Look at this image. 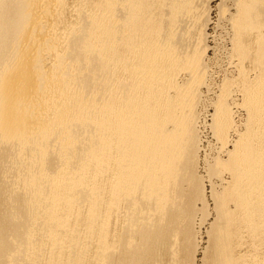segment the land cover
Instances as JSON below:
<instances>
[{
  "label": "bare ground",
  "instance_id": "bare-ground-1",
  "mask_svg": "<svg viewBox=\"0 0 264 264\" xmlns=\"http://www.w3.org/2000/svg\"><path fill=\"white\" fill-rule=\"evenodd\" d=\"M233 1L203 264H264V0ZM200 2L0 0V264H190Z\"/></svg>",
  "mask_w": 264,
  "mask_h": 264
},
{
  "label": "rangeland",
  "instance_id": "rangeland-1",
  "mask_svg": "<svg viewBox=\"0 0 264 264\" xmlns=\"http://www.w3.org/2000/svg\"><path fill=\"white\" fill-rule=\"evenodd\" d=\"M200 8L203 13V22L202 28L204 29L206 35L202 38V45L204 44V47L206 48V52L203 54L206 60L208 67L206 69L205 74V81L200 84L196 85V97L194 101V108L193 111H195V115L198 117L195 118L196 122L194 124L195 128H197V131L199 135V151H198V157H199V173H201L204 177V191H205V198L207 199L208 204V215L205 217V221L201 220L200 215L196 217V230H197V238H196V253L194 257L191 259L190 264H203V257H204V250L207 247L208 244V232L211 228V224L214 222L215 217V210L213 204V196H212V190L216 187V191H221L223 188L224 182L222 179H218L212 177L209 178L207 172H206V164L208 162H212V160L216 157H218L221 154L222 150V143L221 141H218L216 134H214L213 128H211L212 125V119L213 114L215 112L214 107L216 104V100L218 99V96L220 95V91L223 90V82L224 77H230L232 78L237 74V69L234 63L235 61L232 60L231 56L229 55V51L231 48V41L232 36L230 38V35H232L231 29V21L229 20L230 14L234 12V1L233 0H200ZM205 2V3H204ZM202 3V5H201ZM203 6V7H202ZM224 6V7H223ZM233 6V7H232ZM225 8L227 11L222 10ZM221 12V13H220ZM223 13H226L225 15ZM223 14V15H222ZM69 16L68 18H71V13L69 12L67 14ZM230 31V32H229ZM214 38V39H213ZM229 39V40H228ZM205 40V42H204ZM230 41V42H229ZM204 42V43H203ZM207 43V44H206ZM206 44V45H205ZM226 46V47H225ZM232 65V66H230ZM210 67V68H209ZM233 72V73H232ZM187 71L186 73L181 72L180 77H178V80L182 84H187L190 82V73ZM208 75V77H207ZM188 79H184V77ZM182 78V79H180ZM184 80V81H181ZM188 80V81H187ZM186 81V83H185ZM207 82V84H206ZM205 83V84H204ZM208 85V86H207ZM230 85V89L235 88V84ZM203 86V87H202ZM207 86V87H206ZM210 86V87H209ZM222 86V87H221ZM199 87V89H198ZM233 87V88H232ZM200 89L202 91H200ZM210 91V92H209ZM220 92V93H219ZM235 92V91H234ZM219 93V94H218ZM236 93V92H235ZM200 94V95H199ZM234 94V93H233ZM203 99V100H202ZM216 99V100H215ZM234 105L232 106V109L234 110V118L238 123L244 122L246 118V110L243 106L240 105L241 103V97L236 95L235 96ZM240 101V102H239ZM238 103V105H237ZM213 104V106H212ZM241 107V108H240ZM237 108V109H236ZM239 109V110H238ZM213 127V126H212ZM230 148V146H229ZM222 154L224 152L222 151ZM208 160V161H207ZM211 160V161H210ZM207 161V162H206ZM211 180V181H210ZM215 180V181H214ZM222 183H220L219 181ZM210 181V182H209ZM219 182V183H218ZM216 183V184H215ZM222 186H221V185ZM211 185V186H210ZM218 185V186H216ZM220 187V189H219ZM199 207H201V204H199ZM201 234V235H200ZM202 241V242H201ZM198 247V249H197ZM196 260V261H195ZM22 261V260H21ZM21 261L18 262V264ZM194 261V262H192ZM23 262V261H22ZM24 264V262H23Z\"/></svg>",
  "mask_w": 264,
  "mask_h": 264
}]
</instances>
